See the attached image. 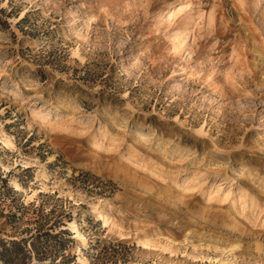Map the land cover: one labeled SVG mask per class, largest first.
Here are the masks:
<instances>
[{"label":"rangeland","instance_id":"obj_1","mask_svg":"<svg viewBox=\"0 0 264 264\" xmlns=\"http://www.w3.org/2000/svg\"><path fill=\"white\" fill-rule=\"evenodd\" d=\"M223 262L264 264V0H0V264Z\"/></svg>","mask_w":264,"mask_h":264},{"label":"bare ground","instance_id":"obj_2","mask_svg":"<svg viewBox=\"0 0 264 264\" xmlns=\"http://www.w3.org/2000/svg\"><path fill=\"white\" fill-rule=\"evenodd\" d=\"M13 184H14V186L16 187V188H19L20 186H19V183H17L16 181H14L13 182ZM105 202V201H104ZM97 207L98 206H95V209H97ZM98 213V216H99V218H102L103 217V214H102V212H99V211H97ZM69 225H70V228L75 232V236L78 238V239H80V238H82V236L79 234V232H78V230H77V222H76V219L74 218L70 223H69ZM83 243V246H87V244H88V241H87V239L86 238H83V241H82ZM236 246V245H235ZM237 247V246H236ZM223 264H224V262H223Z\"/></svg>","mask_w":264,"mask_h":264}]
</instances>
